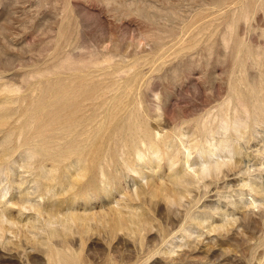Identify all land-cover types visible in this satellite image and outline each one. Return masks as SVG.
I'll return each instance as SVG.
<instances>
[{
    "label": "rangeland",
    "instance_id": "obj_1",
    "mask_svg": "<svg viewBox=\"0 0 264 264\" xmlns=\"http://www.w3.org/2000/svg\"><path fill=\"white\" fill-rule=\"evenodd\" d=\"M58 251L264 264V0H0V264Z\"/></svg>",
    "mask_w": 264,
    "mask_h": 264
},
{
    "label": "bare ground",
    "instance_id": "obj_2",
    "mask_svg": "<svg viewBox=\"0 0 264 264\" xmlns=\"http://www.w3.org/2000/svg\"><path fill=\"white\" fill-rule=\"evenodd\" d=\"M246 7H247V6H246ZM85 83H86V82H85ZM80 84L83 85V83H82L81 81H80ZM81 85H78V86H81ZM71 86H72V85H71ZM75 86H76V87H75ZM75 86H73V87H75V88L78 87L76 84H75ZM82 87H83V86H82ZM84 87H85V85H84ZM84 87L81 88V89H83V90L85 91V88H87V87H85V88H84ZM75 88H73V89H75ZM79 88H80V87H79ZM65 89H66V88H65ZM68 89H69V88H68ZM86 90H87V89H86ZM89 90H90V89H89ZM93 90H94V89H93ZM61 91H62V90H61ZM70 91H71V89H69V91H66V92L68 93V92H70ZM75 91H76V90H75ZM84 91H83V93H84ZM90 91H91V90H90ZM59 92H60V91H59ZM71 92H72V94H71ZM71 92H70V95L68 94V99H69L70 96H72L70 99H73V96H76L77 93H78V92H77L76 95H75V94L73 93V91H71ZM81 92H82V91H81ZM81 92H79V93H81ZM67 93H66V94H67ZM88 93H89V92H88ZM91 93H92V92H91ZM91 93H90V95H92ZM61 96H62V95H61ZM83 96H87V93H86V95H83ZM83 96H81V97L83 98ZM63 97H65V95H64ZM81 97L79 96L80 101H81ZM87 97H89V95H88ZM75 98H76V97H75ZM91 98H92V97H90V99H91ZM96 98H98V97H96ZM66 99H67V98H66ZM66 99H64V101H65ZM77 99H78V97H77ZM77 99H76V100H77ZM83 99H84V98H83ZM83 99H82V100H83ZM76 100L73 99V101H75V102H73V103H76ZM85 100H86V98H85ZM85 100H84V101H85ZM88 100H89V98H88ZM92 100H94V99H92ZM92 100H91V101H92ZM70 101H72V100H70ZM70 101H69V102H70ZM61 102H62V101H61ZM61 102H60V103H61ZM69 102H68V103H69ZM78 102H79V101H78ZM78 102H77V103H78ZM103 102H104V101H103ZM58 103H59V102H58ZM68 103L66 102V103H63V104H68ZM70 103H71V102H70ZM73 103H71V104L73 105ZM82 103H83V102H82ZM91 103H92V102H91ZM91 103H90V104H91ZM63 104H62V105H63ZM104 104H105V103H104ZM117 104H120V103L118 102ZM59 105H60V104H59ZM72 105L70 106L71 108H72ZM74 105H77V104H74ZM79 105H80V103H78V106H79ZM84 105H85V104H84ZM84 105L82 106V104H81V105H80V108H81V106L84 107ZM120 105H121V104H120ZM57 106H58V105H57ZM57 106H56V107H57ZM78 106H77V107H78ZM90 106H91V105H90ZM90 106H89V107H90ZM93 106H94V105H93ZM116 106H117V105H114V107H112V108L115 109V108L118 107V106H117V107H116ZM59 107L61 108L62 106H59ZM59 107H58V108H59ZM65 107H66V106H65ZM65 107H64V108H65ZM70 107H69V106L66 107V113H64V114H68L69 117L71 118L72 112L76 111V112H74V113H76V114H82L81 117H84V116H83V113H81L80 111L77 112V107L75 108V106H74L73 109H71ZM244 107H245V106H244ZM58 108H57V109H58ZM80 108H79V110H81ZM53 109H54V108H53ZM74 109H75V110H74ZM82 109H83V108H82ZM96 109H97V108H96ZM114 109H111V110H110V111H111L110 113H112V110L115 111ZM55 110H56V109H55ZM55 110H53V112H54ZM58 110H59V109H58ZM73 110H74V111H73ZM51 111H52V110H51ZM64 111H65V110H64ZM81 111H82V110H81ZM85 111H86V110H85ZM88 111H89V110H88ZM94 111H95V110H94ZM97 111H98V110H97ZM97 111H96V113H97ZM56 112L59 113V114H60V113H61V114L63 113V112H61V110H60L59 112H58V111H56ZM119 112H120V111H119ZM119 112H117V113H119ZM74 113H73V114H74ZM87 113H88V112H87ZM93 113H94V112H93ZM108 113H109V112H108ZM53 114H54V113H53ZM55 114H56V113H55ZM59 114H57V115H59ZM76 114H75V116H73L74 118H76V116H79V115H76ZM91 114H92V113H91ZM94 114H95V113H94ZM114 114H116V111H115ZM114 114H112V115H114ZM221 114H222V113H221ZM118 115H119V114H118ZM118 115H117V116H118ZM131 115L134 116V113H132ZM131 115H130V116H131ZM53 116H54V115H53ZM53 116H52V117H53ZM60 116H61V115H60ZM62 116H65V115L62 114ZM87 116H88V114H87ZM108 116H111V115H108ZM117 116L115 115V117H117ZM127 116H129V113H128ZM130 116H129L128 118H131V117H132V116H131V117H130ZM54 117H55V116H54ZM69 117H67V115H66V119H69ZM81 117H80V118H76V120H74V119L72 118V120H74L75 123H77V122H76L77 119L81 120ZM95 117L97 118V116H95ZM112 117H113L114 120L116 119V118H114V116H112ZM56 118H59V117L56 116ZM56 118H55V119H56ZM63 118H64V117H63ZM88 118H89V117H88ZM98 118H99V115H98ZM109 118H110V117H109ZM109 118H108L107 122L109 121ZM117 118H118V117H117ZM128 118H127V119H128ZM60 119L63 120L61 117H60ZM66 119H65V120H66ZM125 119H126V118H125ZM127 119H126V122H127ZM132 119H133V120H132ZM132 119H129V120H130V121L132 120V121L134 122V121H135L134 117H133ZM51 120L54 121L53 119H51ZM61 120H60V122H61V123H60L59 120L57 119V121H58V122L60 123V125L62 126V123H63V122H62ZM72 120H70V121H72ZM79 120H78V121H79ZM110 120H112V119L110 118ZM114 120H113V121H114ZM119 120H120V119H118L117 121L119 122ZM52 121H51V122H52ZM63 121H64V120H63ZM82 121H83V120H82ZM92 121H93V120H92ZM113 121H112V122H113ZM115 121H116V120H115ZM121 121H122V123H123V120H122V119H121ZM54 122H56V121H54ZM58 122H57V123H54V125H58ZM65 122H66V121H64V125H65ZM68 122H69V121H67L66 123H68ZM86 122H87V121H86ZM86 122H85V123H86ZM100 122H101V121H100ZM105 122H106V121H105ZM112 122L110 121V123H112ZM118 122H117V123H118ZM126 122H125V125H126ZM135 122H136V121H135ZM69 123H71V122H69ZM101 123H102V122H101ZM108 123H109V122H108ZM108 123H106V125H108ZM117 123H116V125H117ZM128 123H130V122H128ZM77 125H78V123H77ZM86 125L89 126V125H90V122H89V123H86ZM86 125H84V126H86ZM98 125H100V123H99ZM131 125L134 126L133 123H131ZM131 125H129V126H131ZM137 125H138V122H137ZM137 125H136V128H137ZM68 126L70 127V125H68ZM73 126H75V125H73ZM84 126H83V127H84ZM88 126H87V127H88ZM114 126H115V125H113V128H114ZM117 126H118V125H117ZM120 126L122 127V125H120ZM53 127H54V126H53ZM97 127H98V126H97ZM100 127H101V126H100ZM111 127H112V126H111ZM111 127L108 125L107 128H111ZM126 127H127V126H126ZM65 128H68V127H65ZM71 128H72V127H71ZM88 128H89V127H88ZM103 128H104V127H103ZM107 128H106L105 130H108ZM122 128H123V127H122ZM76 129H78V127H76ZM86 129H87V128H86ZM91 129H92V128H91ZM98 129H99V128H98ZM120 129H121V128H120ZM126 129H127V128H126ZM129 129H130V127H129ZM129 129H128V130H129ZM74 130H75V129H74ZM74 130H69V132H70V131H71V132H72V131L74 132ZM82 130H83V129L81 128V131H82ZM87 130H88V129H87ZM93 130H94V129H93ZM93 130L91 131L92 133H93ZM95 130H97V129H95ZM111 130H112V129L108 130V133H109V134H110L109 131H111ZM128 130H127V131H128ZM131 130H132V129H130V131H131ZM134 130H135V129H134ZM81 131L78 130V132H81ZM101 131H102V130H101ZM112 131H114V130H112ZM118 131H119V130H117V127H116V131H114V133H115V132L117 133ZM76 132H77V131H76ZM78 132H77V133H78ZM85 132H86V131H85ZM87 132H88V131H87ZM94 132H95V131H94ZM96 132H97V131H96ZM77 133H76L75 135H77ZM104 133H105V132H104ZM116 133H115V135H116ZM133 133L135 134V132H132V131H131V134H133ZM70 134H71V133H70ZM70 134H69V135H70ZM78 134H79V133H78ZM80 134H81V133H80ZM80 134H79V135H80ZM105 134H106V133H105ZM117 134H119V136H121V133H117ZM125 134H126V133H125ZM125 134H124V135H125ZM127 134H129V132H128ZM66 135H67V134H66ZM87 135H88V134H87ZM87 135H86V136H87ZM90 135H91V133H90ZM102 135H103V133H102ZM107 135H108V134H107ZM81 136H82V134H81ZM88 136H89V135H88ZM105 136H106V135H105ZM127 136H129V135H125V136H124L125 139H126ZM131 136H133V135H131ZM131 136H130V137H131ZM135 136H136V135H135ZM65 137H66V136H65ZM73 137H75V136H73ZM96 137H97V135H96L94 138H96ZM101 137H102V136H101ZM107 137H110V135L107 136ZM113 137H114V134H113ZM113 137H112V138H113ZM66 138H68V136H67ZM76 138H77V136H76ZM79 138H80V137L78 136V141H79ZM81 138H82V137H81ZM94 138H93V139H94ZM98 138H99V137H98ZM115 138H116V136H115ZM115 138H113V140H115V141L120 140V139L118 138V136H117L118 140L115 139ZM120 138H121V137H120ZM141 138H142V137H140V139H141ZM87 139H88V138H87ZM87 139H86V140H87ZM102 139H103V137H102ZM102 139L100 140V143L102 142ZM109 139H110V138H109ZM140 139H139V140H140ZM142 139H143V138H142ZM96 140H97V139H96ZM127 140H128V139H127ZM75 141H76V140H75ZM87 141H88V140H87ZM87 141H84V142H86V144H87ZM115 141H112V140L110 139V142H111V143L113 142V144H114ZM67 142H68V141H67ZM81 142H83L82 139H81ZM94 142H95V141H94ZM107 142H108V141H107ZM110 142H109V144H110ZM132 142H133V141H132ZM134 142H135V141H134ZM134 142H133V143H134ZM70 143H71V142H70ZM73 143H74V145H76L75 142H73ZM76 143H78V142H76ZM116 143H119V142H116ZM123 143H124V142H123ZM126 143H128V142H126ZM146 143H147V142H146ZM66 144H67V143H66ZM66 144L64 145V147L66 146L65 149H67V148L69 149V147H67ZM79 144H80V143H79ZM92 144H93V142H92ZM95 144H96V142H95ZM109 144H107V146H106L107 148H108V145H109ZM121 144H122V143H121ZM68 145H70V144H68ZM74 145H73V146H74ZM80 145H82V144H80ZM80 145H76V146H80ZM89 145H90V143H89ZM89 145H87L88 147H90V148H89L90 150L88 149V151L94 150V148H93L94 146L91 148V146H89ZM98 145H99V144H98ZM98 145H97V146H98ZM102 145H103V142H102ZM115 145H116V144H115ZM117 145H118V144H117ZM126 145H129V144H126ZM126 145H125V146H126ZM131 145H132V147L134 148V145H133L132 143H131ZM76 146H75V148H76ZM97 146H96V149H98V148L100 147V145H99V147H97ZM121 146H122V145H121ZM64 147H61V148H63V150H64ZM102 147H103V146H102ZM112 147H113L114 150H116V149L118 148L117 146H116V147H117V148H116L114 145H112ZM114 147H115V148H114ZM129 147H130V145L128 146V148H129ZM132 147H131V148H132ZM73 148H74V147H73ZM73 148H72V149H73ZM78 148L80 149V147H78ZM100 148H101V147H100ZM107 148H106V149H107ZM123 148H124V145H123ZM125 148H126V147H125ZM131 148H129V149H127V150L130 151ZM68 149H67V150H68ZM96 149H95V153H96L97 151L100 152L99 149H98V150H96ZM106 149H105V150H106ZM118 149H119V148H118ZM59 150H61V149L58 148V149H57V153H58ZM69 150H70V149H69ZM107 150H109V149H107ZM107 150H106V151H107ZM127 150L125 149L126 153L128 154L129 151L127 152ZM134 150H135V149H134ZM55 151H56V150H55ZM65 151H66V150H65ZM73 151H74V150H73ZM78 151H79V150H77V152H78ZM101 151H102V148H101ZM106 151H105V152H106ZM117 151H118V150H116V152H117ZM125 151H123V149H122V152H121V153L123 154V152H125ZM207 151H208V149H207ZM207 151L205 150V152H207ZM70 152H71V150H70ZM83 152H84V151H83ZM92 152H93V151H92ZM105 152H104V154H105ZM109 152H110V156H111V152H113V151L110 150ZM109 152H106V153H109ZM116 152H113L114 154L112 153V154H113V155L111 156L112 159H114L113 156L115 157ZM67 153H68V151H67ZM67 153H66V154H67ZM74 153H75V152H74ZM74 153H73V154H74ZM86 153L88 154L87 150H86ZM89 153H90V154H89V155H90L89 157H91L92 153H91V152H89ZM95 153H94V154H95ZM97 153H98V152H97ZM50 154H51V153H50ZM62 154H63V153H62ZM81 154H82V153L78 154V158H79V159H80V156H79V155H81ZM98 154H100V153H98ZM122 154H121V155H122ZM129 154H130V153H129ZM129 154H128V155H129ZM204 154H205V153H204ZM54 155H56V154H54ZM57 155H58V154H57ZM57 155H56V157L58 158ZM63 155H64V156H63ZM63 155H61V156H63V157H61V158H64V161H65V156H66V155H65V153H64ZM68 155H69V153H68ZM68 155H67V157H68ZM70 155L72 156V154H70ZM70 155H69V156H70ZM84 155H86V154L84 153ZM95 155H96V154H95ZM108 155H109V154H107V156H108ZM119 155H120V154H119ZM124 155H125V154H124ZM47 156H48V155H47ZM51 156H53V154H51V155L49 156L50 159L53 158V157H51ZM93 156H94V155H93ZM93 156H92V159L95 158V157L93 158ZM96 156L98 157V155H96ZM103 156H104V155H103ZM67 157H66V158H67ZM75 157H76V156H75ZM84 157H85V156H84ZM87 157H88V155L86 156V159H88ZM128 157H129V156H128ZM128 157H127V158H128ZM61 158H60V159H61ZM106 158H107V157H106ZM109 158H110V157H109ZM109 158H108V159H109ZM53 159H54V158H53ZM53 159H52V160H53ZM68 159H70V158H68ZM75 159H77V158H75ZM102 159H103V158H102ZM104 159H105V157H104ZM104 159L102 160V163H103ZM54 160H55V159H54ZM61 160H62V159H61ZM80 160H81V159H80ZM80 160H79V161L77 160V161H78L77 163H80V162L82 161V160H81V161H80ZM84 160H85V159H84ZM84 160H83V161H84ZM88 160H89V159H88ZM94 160H95V159H94ZM105 160H107V159H105ZM122 160H123V159H122ZM125 160H126V158H125ZM125 160H123V161H125ZM202 160H204V159H202ZM59 161H60V160H59ZM70 161H71V160H70ZM75 161H76V160H75ZM109 161H111V160L109 159ZM149 161H150V160H149ZM151 161H152V160H151ZM71 162H72V161H71ZM90 162H91L90 164H93L94 161L92 162V160H91ZM104 162H106V161H104ZM121 162H122V161H121ZM126 162H127V160H126ZM200 162H201V160H200ZM206 162H207V161H205V163H206ZM87 163H88V165H89V162H87ZM110 163H111V162H110ZM113 163H114V161H113ZM128 163L130 164L129 161H128ZM70 164H71V163H70ZM82 164H83V163H81V165H82ZM84 164L87 165L86 162H85ZM124 164H125V163H124ZM126 164H127V163H126ZM129 164H128V166L130 167L131 164H130V165H129ZM147 164H148V163H147ZM200 164H201V163H200ZM203 164H204V163H202V165H203ZM206 164H207V163H206ZM214 164H215V163H214ZM85 165H84V166H85ZM97 165H98V163H97ZM97 165H96V166H97ZM105 165H106V164H105ZM112 165H113V164H112ZM132 165H133V164H132ZM169 165H170V164H169ZM202 165H201V166H202ZM216 165H217V164H216ZM216 165H215V166H216ZM128 166H127V167H128ZM157 166H158V165H157ZM217 166H218V165H217ZM80 167H81V166H80ZM99 167H100V166H99ZM101 167L103 168V167H104V164H103V166L101 165ZM101 167L99 168V169H100V172L104 170V169L101 170ZM105 167H107V166H105ZM129 167H128V168H129ZM84 168H85V167H84ZM86 168H87V166H86ZM89 168H90V165H89ZM134 168L136 169V167H134ZM134 168H133V169H134ZM202 168H203V167H202ZM79 169H80V168H79ZM94 169H95V168H94ZM96 169H98V168H96ZM115 169H116V167H115ZM130 169H131V168H130ZM80 170H81V169H80ZM85 170H87V169H85ZM85 170H83V171H85ZM128 170H129V169H128ZM170 170H171V169H170ZM204 170H205V169H204ZM94 171H95V170H94ZM94 171L91 172L92 175H93L94 173H96V172H94ZM96 171L98 172V170H96ZM131 171L133 172V170H131ZM86 172H87V171H86ZM100 172H99V173H100ZM104 172H105V170H104ZM138 172H139V171H138ZM172 173H174V172L172 171ZM172 173H171V174H172ZM96 174H97V173H96ZM85 175H86V174H85ZM90 175H91V174H90ZM90 175L88 176V179H89V180L92 178V177L90 178ZM98 175H100V174H98ZM98 175H93V176H95V177L97 176V177H98ZM104 175H105V173H104ZM182 175H183V174H182ZM101 176H103V174H102ZM107 176H109V175H107ZM170 176H171V175H170ZM172 176H173V175H172ZM176 176L178 177L177 172H176ZM111 177H113V176H111ZM111 177H109V179H110ZM178 178H179V177H178ZM94 179H95V178H94ZM114 179H115V178H112L113 181H114ZM89 180H87V181H89ZM96 180L98 181V179H96ZM99 180H100V179H99ZM171 180H172V179H171ZM85 181H86V180H85ZM85 181H84V183L86 184V187H87V185H88L89 183L87 184V181H86V182H85ZM93 181H94V180H93ZM66 182H67V181H66ZM89 182L92 183V180H90ZM177 183H178V182H177ZM179 183H180V182H179ZM71 184H73V183H71ZM96 184H97V183H96ZM183 184H185V183H183ZM69 185H70V184H69ZM90 185H92V184H90ZM93 185H94V184H93ZM84 186H85V185H84ZM70 187H71V186H70ZM72 187H73V186H72ZM88 187H89V186H88ZM90 187H91V186H90ZM94 187H95V186H94ZM153 187H154V186H153ZM162 187H163V185H162ZM82 188H83V186H82ZM160 188H161V187H160ZM163 188H164V187H163ZM172 188H174L173 185H172ZM172 188H171V189H172ZM156 189H159V188H156ZM164 189H165V188H164ZM164 189H162L161 191H163ZM152 190H153V189H151V191H152ZM167 190H168V189H167ZM167 190H166V191H167ZM154 191H155V190H154ZM171 191H172V190H171ZM174 191H175V190H174ZM174 191H173V192H174ZM86 192H88V191L86 190ZM155 192H156V191H155ZM167 192H168V191H167ZM175 192H176V191H175ZM90 193H91V192H90ZM90 193H88V195H89ZM152 193H153V191H152ZM156 193H157V192H156ZM82 194H83V193H82ZM157 194H158V193H157ZM161 194H162V193H161ZM164 194H165V193L163 192V195H164ZM82 196H83V195H82ZM85 197H86V196H85ZM169 197H171V195H170ZM169 197H168V198H169ZM173 197H174V196H173ZM173 197H172V198H173ZM174 198H175V197H174ZM88 199H89V198H88ZM85 200H87V199H84V202H86ZM172 200H173V199H172ZM86 204H87V202H86ZM72 213H73V212H72ZM72 215H73V214H72ZM87 216H88V217H91V216H89V215L86 214V218H88ZM92 216L94 217V215H92ZM69 217H70V216H69ZM72 217H73V216H72ZM78 217H79V218H78V220H77V216L74 215V218H76L75 221L77 220L78 222H81V221H80V220H81L80 217H81L82 219L84 218V216H83V217H82V216H78ZM93 217H92V218H93ZM66 218H67V217H66ZM68 219H69V218H67L66 221H69V220H71L72 218L69 219V220H68ZM79 219H80V220H79ZM84 219H85V218H84ZM84 219L82 220V223H83L85 220H87V221L90 220V219H89V220H88V219H85V220H84ZM93 219H94V218H93ZM91 220H92V219H91ZM96 220H97V219H96ZM120 220H121V219H120ZM120 220L118 219V221H120ZM138 221H139V220H138ZM71 222H72V220H71ZM72 223H74V221H73ZM114 223H115V222H114ZM76 224H77V223H76ZM80 224H81V223H80ZM85 224H86V226H87V223H86V222H84L83 225H85ZM117 224H118V223L116 222V226H115V227H117V226L119 225L118 228H120V227H122L121 225H123L124 222H123V220H122L121 225H120V223H119L118 225H117ZM125 224H126V223H125ZM125 224H124V225H125ZM114 225H115V224H114ZM124 225H123V226H124ZM78 226H79V225H78ZM112 227H113V226H112ZM75 228H76V227H75ZM83 228H84V231H85V229H86L85 226H84ZM88 228H89V225H88ZM113 228H114V227H113ZM122 228H124V227H122ZM115 229H116V228H115ZM78 230H79V231H78ZM78 230H77L78 233L81 232V231H82L81 227H80V229H78ZM47 232H48V231H47ZM47 232H46V233H47ZM55 233H56V231H52V230H51V235H50V232L47 233V234H49V236H50V238H51V236L54 235ZM61 233H62V232H60V233H58V234H61ZM65 235H66V234H65ZM65 235H64V237H65ZM55 236H56V235H55ZM62 236H63V235H62ZM68 239H69V238H68ZM69 240H70V239H69ZM61 241H62V240H61ZM63 242H64V241H63ZM66 242H67V239H66ZM53 243H54V242H53ZM70 243H72V242L70 241L69 244H70ZM61 244H63V243H61ZM64 245H66V247H68V246H67V243H64L62 246H64ZM70 245H72V244H70ZM64 247H65V246H64ZM50 250H52V247H51ZM50 250L48 251V253L50 252ZM64 251H65V250H64ZM64 251H62V253H64ZM52 252L55 253V251H52ZM52 252H51V253H52ZM56 252H57V251H56ZM58 252H59V251H58ZM51 253H49V255H48V256H49V260L52 258V257L50 256ZM59 253H60V255H61V252H59ZM65 253H66V252H65ZM65 253H64L63 255H61V256H64ZM55 254H56V253H55ZM70 254H73V253H69V255H70ZM74 254H76V253H74ZM60 255H59V256H60ZM48 256H47V257H48ZM56 256H57V255H56ZM67 256H68V255L66 254V255L64 256V258L67 257ZM71 256H72V255H71ZM71 256H68L67 259L69 258V260H70V258L73 257V256H72V257H71ZM75 256H76V255H75ZM50 257H51V258H50ZM54 258H55V257H54ZM54 258H52V259L54 260ZM58 258H59V260H60V257L57 256V259H58ZM61 258H63V257H61ZM64 258L61 259V260H64ZM77 258H78V256H77ZM55 259H56V258H55ZM79 259H80V258H79ZM53 260H52V262H53ZM61 260H60V261H61ZM65 260H66V259H65ZM65 260H64V262H65ZM73 260H74V262H73ZM75 260H76V261H75ZM66 261H67V260H66ZM71 261H72L74 264H77L76 262H78L77 259H75V258H72ZM79 261H81V260H79ZM82 261H83V260H82ZM58 262H59V261H58ZM58 262H57V260H56V262H55V260H54L53 263H58ZM62 262H63V261H61L60 263H62ZM68 262H69V261H67V264H69ZM83 262H84V261H83ZM50 263H51V262H50ZM65 263H66V262H65ZM70 263H71V262H70ZM73 263H72V264H73ZM62 264H64V263H62ZM79 264H81V263L79 262ZM83 264H85V263H83Z\"/></svg>",
    "mask_w": 264,
    "mask_h": 264
}]
</instances>
